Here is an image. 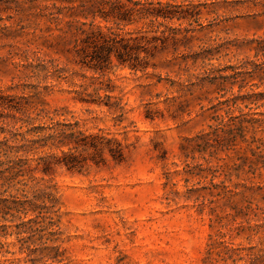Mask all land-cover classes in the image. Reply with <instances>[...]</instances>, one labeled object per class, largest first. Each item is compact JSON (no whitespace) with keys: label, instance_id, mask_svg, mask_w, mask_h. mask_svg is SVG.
<instances>
[{"label":"rangeland","instance_id":"1","mask_svg":"<svg viewBox=\"0 0 264 264\" xmlns=\"http://www.w3.org/2000/svg\"><path fill=\"white\" fill-rule=\"evenodd\" d=\"M186 2L193 16L166 24L181 31L174 33L182 43L175 48L169 41L146 71L116 60L103 71L83 67L75 57L76 36L59 30L63 23L20 22L13 12L0 14V89L16 95L40 92L47 116L42 123L79 120L87 132L102 129L121 140L125 155L121 163L108 158L82 173L65 167L50 175L36 173L25 192L0 189V264H264L263 210L235 218L214 197L225 184L256 198L253 208L264 206L257 203L261 190H247L261 185L264 176L238 167L233 152L220 154L224 167L215 176L199 173L191 166L206 161L199 154L186 160L182 149L185 139L208 128L209 107L224 99L207 80H234L222 76L234 66L247 62L250 68V61L263 60L255 53L264 40V23L251 18L263 8L248 0ZM27 25L32 27L23 28ZM106 86L113 91H96ZM230 87L225 98L239 93L238 86ZM242 91H264V85ZM79 97L121 103L123 110ZM262 104L250 106L264 112ZM44 189L50 193L48 208L27 213L5 208L7 198L31 199ZM213 207L223 218L212 226ZM213 237L219 241L215 249L209 246ZM209 249L214 250L210 258Z\"/></svg>","mask_w":264,"mask_h":264},{"label":"trees","instance_id":"2","mask_svg":"<svg viewBox=\"0 0 264 264\" xmlns=\"http://www.w3.org/2000/svg\"><path fill=\"white\" fill-rule=\"evenodd\" d=\"M44 1L53 2L52 5L39 4ZM186 1L188 0H0V14L13 12L20 22L44 18L49 23H63L65 29L59 30L76 36L75 57L83 67L103 71L116 60L134 71H146L150 66L155 67L152 60L157 52L167 48L169 41L175 48L178 43H182V39L174 33L181 31L166 24L193 16L188 11ZM248 1L252 7L263 8L262 12L251 18L257 23H264V0ZM12 17L9 15L8 19ZM101 23L105 25L102 26ZM31 27L32 25L23 26L26 29ZM128 27L133 29L126 31L125 28ZM161 27L164 28L159 32ZM169 30L170 34H167ZM260 55L263 60L250 61V68L246 62V65L232 67L231 73L222 76L223 79L234 80H207L216 86L218 92H222L224 99L209 107L212 110V122L208 128L185 139L186 144L182 145L186 160L196 159V154H199L206 161V166L202 163L191 166L198 168L199 173H212L215 176L224 167V164L219 163L222 160L220 154L233 152L241 162L238 167L245 165L248 167L247 173L264 176V112L253 110L250 106L264 100V91H242L248 85H264V40L256 48L255 56ZM247 75L251 80H248ZM228 84L230 88L238 86L239 93L225 98V87ZM100 89L113 91L111 86L99 87L96 91ZM105 97L107 100L112 98L110 94H105ZM76 99L88 104L105 105L110 111L123 110L121 103L81 97ZM45 104L40 92L16 95L0 89V189L5 192H25L29 183L36 179V173L50 175L57 167L82 173L91 164L105 165L108 158L115 163L124 161L122 141L106 134L102 129L87 132L80 128L79 120L53 121L50 118L53 122L42 123L47 117L42 115ZM240 104H244V107ZM34 112L36 117L32 116ZM214 160L217 164H213ZM234 189L224 184L214 194L215 198L223 201L222 208L229 207L236 213L235 218L248 216L250 211L257 209L263 210L264 214V206L256 204V208L252 207L256 198L247 197L244 190L237 192ZM247 190L254 194L261 190L257 203L264 204V182L249 186ZM33 194L31 199L7 198L3 203H7V210L16 213L35 212L42 209V206L48 208L47 203L51 201L49 192L44 189L36 190ZM54 206L51 204L50 208ZM211 212L212 226L216 221H222L223 217L215 207L211 208ZM254 215L258 216L257 213ZM217 243L218 239L213 237L210 248L215 249ZM213 251L209 249V258ZM259 258L254 257V260Z\"/></svg>","mask_w":264,"mask_h":264}]
</instances>
